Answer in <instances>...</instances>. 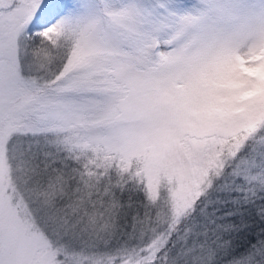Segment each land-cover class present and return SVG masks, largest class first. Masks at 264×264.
I'll list each match as a JSON object with an SVG mask.
<instances>
[{
    "label": "snow or ice",
    "instance_id": "obj_1",
    "mask_svg": "<svg viewBox=\"0 0 264 264\" xmlns=\"http://www.w3.org/2000/svg\"><path fill=\"white\" fill-rule=\"evenodd\" d=\"M0 264H264V0H0Z\"/></svg>",
    "mask_w": 264,
    "mask_h": 264
}]
</instances>
